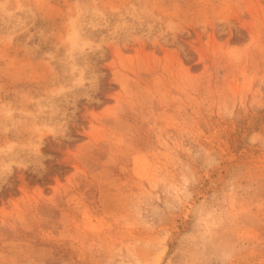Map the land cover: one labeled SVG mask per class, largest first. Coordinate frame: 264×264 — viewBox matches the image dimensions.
Wrapping results in <instances>:
<instances>
[{"label": "rangeland", "instance_id": "1", "mask_svg": "<svg viewBox=\"0 0 264 264\" xmlns=\"http://www.w3.org/2000/svg\"><path fill=\"white\" fill-rule=\"evenodd\" d=\"M0 264H264V0H0Z\"/></svg>", "mask_w": 264, "mask_h": 264}]
</instances>
